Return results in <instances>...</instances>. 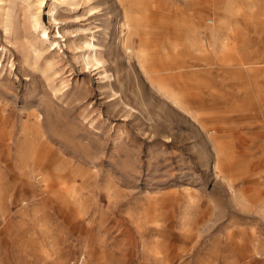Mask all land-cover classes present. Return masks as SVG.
Masks as SVG:
<instances>
[{"label":"rangeland","instance_id":"obj_1","mask_svg":"<svg viewBox=\"0 0 264 264\" xmlns=\"http://www.w3.org/2000/svg\"><path fill=\"white\" fill-rule=\"evenodd\" d=\"M121 15L117 0H0L4 133L35 128L45 172L72 186L22 191L5 171L0 264H264L263 100L210 121V143L125 53ZM100 48L110 78L88 63ZM208 73L195 92L232 94L236 78ZM215 103L222 115L234 102ZM15 152L18 164L29 151Z\"/></svg>","mask_w":264,"mask_h":264},{"label":"bare ground","instance_id":"obj_2","mask_svg":"<svg viewBox=\"0 0 264 264\" xmlns=\"http://www.w3.org/2000/svg\"><path fill=\"white\" fill-rule=\"evenodd\" d=\"M117 1L122 10L124 29L121 47L129 57L138 61L140 72L151 87L195 121L207 134L210 143H215L214 134L208 133L210 121L220 123L225 115L237 109L251 108L248 112L256 114L254 100L264 102V0ZM36 2L41 9L44 0ZM52 19L55 21L57 17ZM34 21L36 27H42L39 14L34 16ZM43 33L49 36L46 28H43ZM58 35L64 37L60 30ZM88 59V63H103V73L110 78L103 48L96 50V55ZM200 68L208 74L215 72L236 78L230 87L232 94L222 85L215 93L209 90L195 92L199 79L208 84L200 78ZM223 98L234 102L229 105L230 109L222 115L212 113L215 101ZM6 119L0 106V196L3 194L1 186L6 179L5 171L12 173L13 183L19 184L22 191L34 190L35 179L38 178L47 191L71 189L67 183L69 179L64 175L45 172L51 163L49 156L34 143L33 134L36 135L37 130L25 127L24 139L15 140L12 134L4 133ZM28 130H32V136ZM15 148L29 151L23 162L18 164ZM222 166L217 162L213 165L216 176ZM20 172L22 174H18ZM31 176L32 183L27 180ZM257 213L264 222V206L259 207ZM253 247L247 258L261 256L260 243L255 242Z\"/></svg>","mask_w":264,"mask_h":264}]
</instances>
